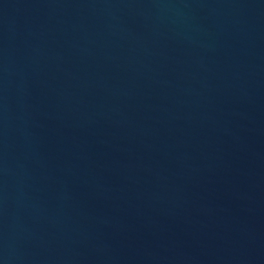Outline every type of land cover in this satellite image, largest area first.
<instances>
[{
  "label": "water",
  "instance_id": "obj_1",
  "mask_svg": "<svg viewBox=\"0 0 264 264\" xmlns=\"http://www.w3.org/2000/svg\"><path fill=\"white\" fill-rule=\"evenodd\" d=\"M0 264H264V0H0Z\"/></svg>",
  "mask_w": 264,
  "mask_h": 264
}]
</instances>
